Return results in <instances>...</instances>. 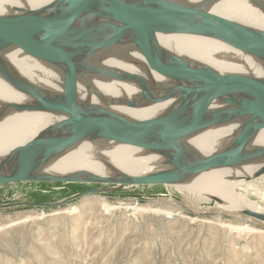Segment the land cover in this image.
I'll use <instances>...</instances> for the list:
<instances>
[{"label": "water", "instance_id": "1", "mask_svg": "<svg viewBox=\"0 0 264 264\" xmlns=\"http://www.w3.org/2000/svg\"><path fill=\"white\" fill-rule=\"evenodd\" d=\"M56 4L68 7L47 12ZM156 32L218 39L264 61V30L249 28L173 0H53L31 15L0 16V65L3 52L21 47L60 69L64 78L62 94L53 99L44 97L42 90L32 84L17 83V90L31 97L33 102L13 104L11 109L47 111L61 120L44 128L28 146L11 150L0 160V186L22 182H81L117 187L176 185L199 171L263 159L264 147L250 148L249 145L264 128V79L221 78L209 67H194L171 52H161L155 45ZM123 40L133 43L172 86L155 81L149 84L140 74L86 63L95 52ZM162 56L167 57L166 65L157 62ZM80 72L135 83L138 92L133 100L127 101L129 107L146 106L151 102L170 103L150 121L131 122L106 108L80 104L77 99ZM207 99L219 107L204 111ZM171 106L173 108L169 109ZM234 121H240L238 135L218 156L200 157L186 144L190 137L207 128ZM83 138L110 139L147 148L160 157L162 168L140 175L121 173L113 178L91 173L58 176L38 172L45 152L63 153ZM80 195L56 204L34 205L60 206ZM241 213L264 221L263 213L251 210Z\"/></svg>", "mask_w": 264, "mask_h": 264}, {"label": "bare ground", "instance_id": "2", "mask_svg": "<svg viewBox=\"0 0 264 264\" xmlns=\"http://www.w3.org/2000/svg\"><path fill=\"white\" fill-rule=\"evenodd\" d=\"M53 0H0V16L31 15L43 9ZM180 4L199 7L219 17L234 21L253 29L264 30V0H173ZM56 4L47 12L65 8ZM68 7V6H67ZM66 7V8H67ZM155 45L163 52H171L194 67H209L221 78L246 76L264 79V61L253 53L232 46L221 40L195 34L155 33ZM0 65V160L11 150L28 146L44 128L58 122L61 117L42 110H13V104H32L33 99L17 90L18 82L32 84L42 90L44 97L53 99L62 94L64 78L60 69L48 64L35 54L21 47H12L2 53ZM161 65L168 63L167 57L157 58ZM86 63L111 70H123L140 74L151 81L172 86L171 82L154 69L144 55L129 40L95 52ZM78 102L86 106H99L118 113L131 122L142 123L154 119L170 103H148L146 106L129 107L138 92L135 83L122 81L107 75L80 72L77 76ZM219 105L211 99L204 103V111L217 109ZM171 106L169 109H172ZM6 112V113H4ZM4 113V114H3ZM240 121L215 125L190 137L186 144L200 157L218 156L229 147L238 135ZM250 148L264 147V128L252 139ZM38 172L63 176L91 173L103 178L119 177L121 173L140 175L153 173L162 168L160 157L149 149L120 143L110 139H80L65 152L42 156ZM264 158L233 167L211 168L193 173L183 182L171 185L207 196L231 212L251 210L264 214V204L252 200L256 192V181L261 177ZM259 173L258 176L256 174ZM253 180V179H252ZM254 186V187H251ZM264 200V195H262ZM142 212H161L151 207H125ZM112 211L114 206H106ZM75 211V210H74ZM111 213V212H110ZM176 215L174 212H166ZM165 214V213H163ZM230 233H254L259 231L248 225L225 224Z\"/></svg>", "mask_w": 264, "mask_h": 264}, {"label": "rangeland", "instance_id": "3", "mask_svg": "<svg viewBox=\"0 0 264 264\" xmlns=\"http://www.w3.org/2000/svg\"><path fill=\"white\" fill-rule=\"evenodd\" d=\"M252 179L250 196L264 204V179ZM230 223L260 232L230 233L222 227ZM0 264H264V221L171 185L8 184L0 186Z\"/></svg>", "mask_w": 264, "mask_h": 264}]
</instances>
